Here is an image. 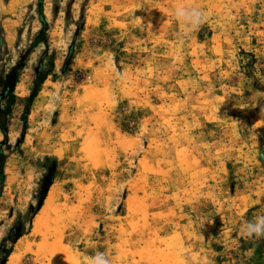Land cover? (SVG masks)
Returning <instances> with one entry per match:
<instances>
[{
	"label": "rangeland",
	"instance_id": "rangeland-1",
	"mask_svg": "<svg viewBox=\"0 0 264 264\" xmlns=\"http://www.w3.org/2000/svg\"><path fill=\"white\" fill-rule=\"evenodd\" d=\"M0 122V264H264V0H0Z\"/></svg>",
	"mask_w": 264,
	"mask_h": 264
},
{
	"label": "clouds",
	"instance_id": "clouds-1",
	"mask_svg": "<svg viewBox=\"0 0 264 264\" xmlns=\"http://www.w3.org/2000/svg\"><path fill=\"white\" fill-rule=\"evenodd\" d=\"M176 16L186 26L195 28L202 22L204 14L197 9L179 8L176 11ZM241 231L248 237L264 238V215L246 222ZM89 264H111V262L103 254H97L90 259Z\"/></svg>",
	"mask_w": 264,
	"mask_h": 264
},
{
	"label": "trees",
	"instance_id": "trees-1",
	"mask_svg": "<svg viewBox=\"0 0 264 264\" xmlns=\"http://www.w3.org/2000/svg\"><path fill=\"white\" fill-rule=\"evenodd\" d=\"M0 126L2 127V124L0 122ZM3 128V127H2ZM5 132V131H4ZM2 146V143L0 142V147ZM5 163H6V156L4 155V151H0V184L3 182L4 180V169H5ZM40 209L42 207V204H40ZM35 211V210H34ZM38 211V210H36ZM36 213V212H35ZM35 215L34 213L31 214V217H29V219H32V216ZM31 221V220H30ZM17 231V230H16ZM15 229L11 232L10 234V237H9V240L14 243L16 241H18L27 231L28 229L23 228L21 231H20V234H17V236L13 233L16 232ZM10 251H6V254L10 255Z\"/></svg>",
	"mask_w": 264,
	"mask_h": 264
},
{
	"label": "bare ground",
	"instance_id": "bare-ground-1",
	"mask_svg": "<svg viewBox=\"0 0 264 264\" xmlns=\"http://www.w3.org/2000/svg\"><path fill=\"white\" fill-rule=\"evenodd\" d=\"M20 252H21V247L20 245H18L17 248L15 249V252L10 256L9 264H15L19 260Z\"/></svg>",
	"mask_w": 264,
	"mask_h": 264
}]
</instances>
